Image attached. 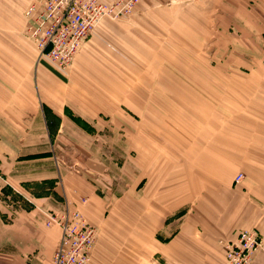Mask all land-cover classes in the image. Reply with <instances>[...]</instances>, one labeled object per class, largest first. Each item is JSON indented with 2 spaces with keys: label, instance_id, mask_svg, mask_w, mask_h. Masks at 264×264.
<instances>
[{
  "label": "crops",
  "instance_id": "obj_1",
  "mask_svg": "<svg viewBox=\"0 0 264 264\" xmlns=\"http://www.w3.org/2000/svg\"><path fill=\"white\" fill-rule=\"evenodd\" d=\"M120 33L104 25L97 28L85 41L69 78L57 76L43 63H0L6 69L0 71V264H52L61 229L48 228L45 213L62 208V197L92 224L102 226L90 264H228L225 243L246 230L258 231L264 244L262 45V60L257 55L253 65L257 75L248 77L250 89L240 95L241 100L255 103L250 112L247 103L245 111L241 109L235 124L239 139L226 135L218 149L214 135L205 139L201 154H195L190 192L185 193L184 173L177 167L166 186L163 177L153 192L146 185L139 203L144 218L131 215L125 234L115 236L118 224L107 214L117 206L118 188L105 182L99 187L83 172L61 167L55 153L66 134H87L89 116L105 112L100 102L104 97L97 92L114 78L105 79L97 69L107 65L108 46L115 52L112 64L120 66V52L126 50ZM91 159L81 163L86 168L89 163L100 164ZM239 174L244 179L237 184ZM140 191L135 189L133 195L128 191L131 213L137 211ZM82 197H89V203L82 205ZM253 264H264V247Z\"/></svg>",
  "mask_w": 264,
  "mask_h": 264
},
{
  "label": "rangeland",
  "instance_id": "obj_2",
  "mask_svg": "<svg viewBox=\"0 0 264 264\" xmlns=\"http://www.w3.org/2000/svg\"><path fill=\"white\" fill-rule=\"evenodd\" d=\"M45 1L0 0V63H43L57 76L69 78L73 67L60 73L38 61L39 51L27 32L30 9ZM102 25L121 30L116 37L126 49L120 52L117 68L112 64L115 52L108 46L107 65L97 69L105 79L114 78L97 92L104 97L100 102L105 112L89 116L87 134H66L55 154L65 170L83 172L99 187L105 182L118 188L117 206L107 214L118 224L115 236H121L131 215L144 218L139 203L146 185L153 192L163 177L166 186L177 167L184 173L185 193L190 192L195 154H201L205 139L214 135L217 149L226 135L239 139L235 124L241 109L245 111L247 103L250 112L255 103L241 100L240 95L250 89L248 77L257 75L253 66L257 55L262 60L264 0H140L129 16L105 19ZM73 119L79 122L78 117ZM87 157L100 164L89 163L86 168L81 159ZM56 185L60 187V179ZM135 189L141 191L137 211L131 213L128 191L133 195ZM62 199V208L45 213L47 221L68 208L78 210L72 201ZM89 201V197L80 200L82 205ZM94 225L97 244L102 226Z\"/></svg>",
  "mask_w": 264,
  "mask_h": 264
},
{
  "label": "built area",
  "instance_id": "obj_3",
  "mask_svg": "<svg viewBox=\"0 0 264 264\" xmlns=\"http://www.w3.org/2000/svg\"><path fill=\"white\" fill-rule=\"evenodd\" d=\"M140 0H46L42 7L30 9L28 35L39 51V62H45L60 73H68L82 49L105 19L119 20L129 16ZM243 174L236 177L240 184ZM58 226L61 239L52 264H90L98 237L97 227L79 210L49 216L47 227ZM264 244L258 231H242L235 241L225 243L228 264H253Z\"/></svg>",
  "mask_w": 264,
  "mask_h": 264
}]
</instances>
